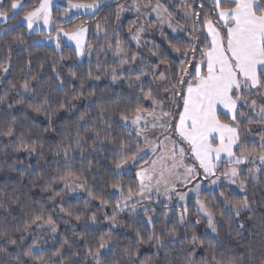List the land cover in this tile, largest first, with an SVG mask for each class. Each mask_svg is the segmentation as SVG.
<instances>
[{"label": "snow or ice", "instance_id": "obj_1", "mask_svg": "<svg viewBox=\"0 0 264 264\" xmlns=\"http://www.w3.org/2000/svg\"><path fill=\"white\" fill-rule=\"evenodd\" d=\"M0 44V264H264V0H0Z\"/></svg>", "mask_w": 264, "mask_h": 264}, {"label": "trees", "instance_id": "obj_2", "mask_svg": "<svg viewBox=\"0 0 264 264\" xmlns=\"http://www.w3.org/2000/svg\"><path fill=\"white\" fill-rule=\"evenodd\" d=\"M113 11H114V9H113ZM102 15H103V13H102ZM75 22L78 23L79 21H75ZM89 23H94V22L89 21ZM125 29H126V26H125ZM0 46H2V44H0ZM53 47L54 46H49L47 48H40V49L33 50L34 51V59L38 58L40 60L46 61V64H45V70L46 71L48 70V65L51 64L50 57H52L54 55ZM67 51L68 50L66 49L65 50V54H67ZM23 55L26 56L27 53H24ZM95 60H96L95 57L91 58V64H92L93 68L95 67ZM65 64L71 65V61H65ZM88 67H89V59L83 60V66L77 68V71H79L81 73H86L87 70H88ZM74 83H76V85L78 86L79 82L76 81ZM89 83H96V82L90 81ZM109 83H110V81L108 79H102L99 82V86H100V88H104V86L109 84ZM113 88H115L116 90H119L118 86H113ZM84 103H87V101H85ZM21 159H24V157L21 156ZM34 162L35 161H33V163ZM0 165H2V161H0ZM18 179H19V177L17 176V174L15 172H11L7 168L0 167V187L3 186L5 181H7L9 184H14L16 182V180H18ZM28 179L29 178L27 176H25L24 182L27 183ZM91 183L92 182L89 181L90 185H91ZM59 187H62V185L61 186H57V191L59 190ZM33 193H34V198L37 199V200H40L42 197L46 199L47 195H48L47 192H40L39 189H33ZM76 196H80V197H83L84 199H87V194L84 193V192L69 193V195L65 197L66 206L68 204H72V205H76V206L82 208L83 207V199L78 200V199L75 198ZM192 204H194V198L189 200V206H191ZM48 206L51 207V204L49 203ZM0 211H2V210H0ZM158 211L159 212H163V211H165V209H163L162 207H158ZM16 214H18V210H17ZM159 218L163 219L162 216H160ZM65 219H67V217H65ZM173 220H175V217H173ZM67 227H68L67 225H65L64 223L61 222L60 225H59L60 232L63 233ZM198 229H199L200 232L204 231V228L202 227V225L198 226ZM261 235L262 234L257 232L256 235H255V240L258 241L260 239ZM253 239H254V237L246 232L245 233V239L239 241V243L241 245H246L249 241H251ZM232 245H233V247H235V245H236V241L235 240L232 241ZM47 246L51 247L52 246V242H50ZM238 250L243 252L244 248L240 247Z\"/></svg>", "mask_w": 264, "mask_h": 264}, {"label": "rangeland", "instance_id": "obj_3", "mask_svg": "<svg viewBox=\"0 0 264 264\" xmlns=\"http://www.w3.org/2000/svg\"><path fill=\"white\" fill-rule=\"evenodd\" d=\"M133 18H134V16L132 14H128V13L125 14V17H124V25L126 26L125 35H127V31L126 30H127V26H128V20L133 19ZM167 31L170 32V30H167ZM146 38L147 39H150V40L154 38L158 43L161 42V38L159 36V33H156L154 37L153 36H148ZM94 57H95V55H93L91 58H94ZM86 59H89V58L85 57L83 60H86ZM109 60H111V56H109ZM189 187H191V185H189ZM180 190L183 191L184 189H180ZM192 198H194L193 197V194L192 193H189V200L192 199ZM174 203H176L175 199H174ZM202 227L204 228L203 225H202ZM50 242H51V240L49 239V243Z\"/></svg>", "mask_w": 264, "mask_h": 264}]
</instances>
